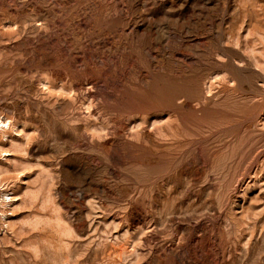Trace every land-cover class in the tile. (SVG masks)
<instances>
[{
    "label": "rangeland",
    "instance_id": "374dc122",
    "mask_svg": "<svg viewBox=\"0 0 264 264\" xmlns=\"http://www.w3.org/2000/svg\"><path fill=\"white\" fill-rule=\"evenodd\" d=\"M0 264H264V0H0Z\"/></svg>",
    "mask_w": 264,
    "mask_h": 264
}]
</instances>
